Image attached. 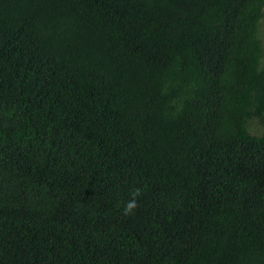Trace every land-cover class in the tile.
<instances>
[{"label": "trees", "instance_id": "obj_1", "mask_svg": "<svg viewBox=\"0 0 264 264\" xmlns=\"http://www.w3.org/2000/svg\"><path fill=\"white\" fill-rule=\"evenodd\" d=\"M263 25L0 0V264H264Z\"/></svg>", "mask_w": 264, "mask_h": 264}, {"label": "rangeland", "instance_id": "obj_2", "mask_svg": "<svg viewBox=\"0 0 264 264\" xmlns=\"http://www.w3.org/2000/svg\"><path fill=\"white\" fill-rule=\"evenodd\" d=\"M263 26H264V25H263ZM257 127H258V128H262L260 125L257 126V124L254 123V122L251 124V128H252V130H257V129H256ZM253 132H254V131H253Z\"/></svg>", "mask_w": 264, "mask_h": 264}]
</instances>
